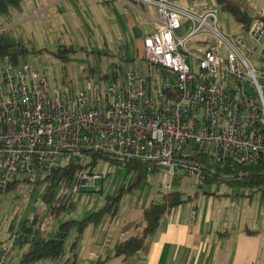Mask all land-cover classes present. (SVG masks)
<instances>
[{
	"label": "built area",
	"instance_id": "1",
	"mask_svg": "<svg viewBox=\"0 0 264 264\" xmlns=\"http://www.w3.org/2000/svg\"><path fill=\"white\" fill-rule=\"evenodd\" d=\"M139 1L158 8L156 30L144 40L154 75L132 69L117 82L98 76L87 89L52 87L30 64L0 58L1 189L17 176L36 182L78 165L72 185L78 193L101 178L92 166L102 159L122 165L147 161V176L162 171L172 179L178 168L199 175L186 156L236 163L264 159V8L246 29L248 45L245 37L219 29L215 8L194 13L173 0L126 3ZM183 20L191 25L180 37ZM192 39L206 50L195 54L188 48ZM19 237L15 233L11 246L0 249V264H8Z\"/></svg>",
	"mask_w": 264,
	"mask_h": 264
},
{
	"label": "rangeland",
	"instance_id": "2",
	"mask_svg": "<svg viewBox=\"0 0 264 264\" xmlns=\"http://www.w3.org/2000/svg\"><path fill=\"white\" fill-rule=\"evenodd\" d=\"M56 1L24 0L22 10H14L12 18L3 19L0 24V28H11L12 35L29 48L30 51L19 54L20 62L30 64L42 77L48 79L52 87L66 84L75 89H87L90 83L97 81L98 76L111 74L114 69L119 74V80H123L132 69L146 76L156 73V67L145 58L144 43L145 37L156 30L155 19L159 14L154 4L140 1L133 5L126 4L128 9H120L121 15L114 10L115 2L105 0H69L44 10L49 3L54 4ZM238 1L243 9L250 11L252 17L256 11L264 8V0ZM173 2L194 13L210 8L217 9L219 29L227 36H243L246 43L250 44L246 29L242 28L236 16L226 10L218 0ZM181 24L176 33L184 37L191 24L187 20H183ZM203 37L200 34L196 38ZM207 38L211 40L210 37ZM71 45L76 51L70 52L69 59L65 62L56 52L61 47ZM188 48L195 54L206 50V47L197 44L194 39L188 43ZM251 60L258 62L255 56ZM114 63L118 65L113 66ZM188 63L195 69L193 56H189ZM183 153L188 154V150L184 149ZM92 171L101 175L94 186L73 193L72 185H62L55 188L50 200L44 198L48 182H32L21 176L13 178L15 185L6 191H0V249L11 246L14 234L20 233L26 222L34 228L35 237H49L63 222L83 220L87 214L103 208L106 197L116 195L123 188L125 191L120 198L113 225L121 226L127 219L128 226L123 234H119V241L140 231L137 223L141 220L142 209L154 195L160 194L154 199L162 202L164 191L172 189H223L227 192L236 189L221 182L199 184V175L195 171L188 173L184 168H178L175 179L157 171L142 179L138 189L131 192L127 189L136 172L130 171L126 166L102 159L92 166ZM165 184H171V189L165 188ZM61 203L65 207L57 215L53 208ZM106 224L107 220L100 225L90 224L80 234L76 226L72 227L65 240V254L61 258L41 259L29 264H97L99 259L103 264H129L134 257L126 258L125 253L117 255V237L109 248L106 240L101 252L94 251L97 233L104 230ZM28 248L29 244L16 241V247L8 256V264H19L22 253Z\"/></svg>",
	"mask_w": 264,
	"mask_h": 264
},
{
	"label": "crops",
	"instance_id": "3",
	"mask_svg": "<svg viewBox=\"0 0 264 264\" xmlns=\"http://www.w3.org/2000/svg\"><path fill=\"white\" fill-rule=\"evenodd\" d=\"M64 1L69 0L49 3L44 10ZM105 1L116 3V14L128 9L126 0ZM179 191L184 202L163 216L157 232L129 264H264V191L252 196L239 195L237 188L232 192L199 188ZM154 198L149 204L158 202ZM114 218L107 215L103 220L107 224L97 233L95 252L103 250L106 240L109 248L125 232L127 219L121 226H114Z\"/></svg>",
	"mask_w": 264,
	"mask_h": 264
},
{
	"label": "trees",
	"instance_id": "4",
	"mask_svg": "<svg viewBox=\"0 0 264 264\" xmlns=\"http://www.w3.org/2000/svg\"><path fill=\"white\" fill-rule=\"evenodd\" d=\"M218 1L226 10L236 16L243 29L250 27L253 17L248 9L242 8L238 0ZM23 2L24 0H0V24L3 19H11L14 10L21 11ZM28 51H30L29 48L23 46L22 42L12 35L11 28L0 33V58L8 56L15 62H20L19 54ZM33 51L37 50L33 49ZM75 51L76 48L73 45L61 47L56 52V55L66 62L69 59V53ZM121 59H125V57H121ZM114 65L118 64L114 63ZM101 79H111L115 82L120 81L119 74L115 69L113 73L101 76ZM94 156L96 157L98 154H94ZM184 159L187 164H195L198 167V172L203 183H225L237 188L239 195L252 196L253 193L264 191V159L254 162L236 163L231 160L217 161L207 154L186 156ZM123 165L130 171L136 172V176L127 190L131 192L137 190L142 179L147 176L150 163L143 160H129ZM78 170V165H72L57 169L48 174L41 180L48 182L44 198L50 200L54 195L56 187L73 185ZM155 171H157V168ZM25 181L27 182V180ZM14 182L11 181L6 189L0 188V191L12 188L15 185ZM124 191L125 189L123 188L116 195H108L103 208L87 214L83 220H68L63 222L58 230L49 237H35L34 228L26 222L20 231L19 242L29 244V248L22 253L19 264H29L47 258L53 260L61 258L65 254L64 244L70 229L76 226L80 234L90 224L100 225L107 215L115 217L119 209L120 198ZM183 202V192L179 190L164 192L162 202L152 201L142 211L141 220L137 224L140 231L117 242V255L125 253L127 258L137 254L144 247L149 237L157 232L163 216ZM64 207L62 203L55 206L53 208L54 213L60 214ZM76 244L77 241L74 242V246ZM97 264H103V261L99 259Z\"/></svg>",
	"mask_w": 264,
	"mask_h": 264
}]
</instances>
